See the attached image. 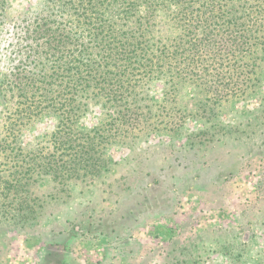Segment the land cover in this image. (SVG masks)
<instances>
[{
    "label": "rangeland",
    "instance_id": "1",
    "mask_svg": "<svg viewBox=\"0 0 264 264\" xmlns=\"http://www.w3.org/2000/svg\"><path fill=\"white\" fill-rule=\"evenodd\" d=\"M156 1L154 13L153 0H135L107 14L125 36L143 32L144 59L188 39ZM232 1L260 26L216 24L220 35L196 46L216 47L227 30L235 50L212 65L218 80L200 83L181 59L110 68L125 100L84 88L71 113L59 94L38 107L37 93L13 87L18 22L48 0H11L0 26V264H264V0Z\"/></svg>",
    "mask_w": 264,
    "mask_h": 264
},
{
    "label": "trees",
    "instance_id": "2",
    "mask_svg": "<svg viewBox=\"0 0 264 264\" xmlns=\"http://www.w3.org/2000/svg\"><path fill=\"white\" fill-rule=\"evenodd\" d=\"M257 1L255 0L250 7L257 8ZM166 2L169 3L163 5V9L169 13L171 8H174L175 15L183 22L188 39L181 41L176 39V42L170 45L174 49L170 51L169 46L166 51L157 55V59H144L145 45L141 40L143 32L125 36L122 29L124 25L118 28L117 26L121 24L107 16L112 4L119 3L129 12L134 8L135 0H48L35 14L28 15L23 21L18 22L22 27L24 25L21 23L26 24L20 32L23 34L18 37L14 35V40L10 42L11 49H16L14 54L13 50L10 51L13 57L11 54L8 55L12 66L10 80L14 83L13 87L22 96H27L31 92H34L33 95L37 93L36 96L40 97L38 107L46 99L53 97V94H59L64 100L62 104L71 112L75 108L72 96L84 88L104 86L117 100L121 102L125 100V94L117 89L116 84L122 82L123 77L111 75L110 68L129 70L130 67L153 68L156 65L161 69L165 59L170 58V66L176 65L181 59L185 74L193 75L202 84L212 83V80L213 82L218 80V74L221 72L212 65L222 66L228 52L234 55L235 46L229 49L228 39L224 36L227 30L222 28H220L222 38L215 41L216 47L199 53L196 46L202 42L211 43L215 35H220V32L216 31V24L231 29L246 26L249 31L260 26L257 19L251 22L247 17L249 9L245 16L238 13V5H234L232 0H166ZM152 4L154 5L150 6V9L151 13H154L160 8V4L156 0H153ZM10 5L11 0H0V26L4 23ZM58 16L62 18L58 19ZM125 16L124 18L129 17ZM72 17L76 21L73 22ZM18 25L14 28V33H19ZM139 31V27L134 30ZM182 41L183 49L180 55L178 46ZM94 49L98 51L94 53ZM46 64L47 68H40ZM51 69L55 71L54 74L49 73L48 70ZM212 69L214 70L211 72ZM58 80L62 87L51 88ZM108 80L113 82L110 89ZM79 81L82 83H78ZM70 92L72 94H68ZM129 111L130 108H121L119 113L128 114ZM62 143L66 144L67 139Z\"/></svg>",
    "mask_w": 264,
    "mask_h": 264
}]
</instances>
